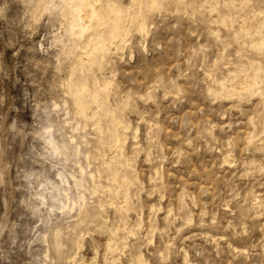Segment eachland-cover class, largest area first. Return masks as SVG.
Wrapping results in <instances>:
<instances>
[{"label": "rangeland", "instance_id": "rangeland-1", "mask_svg": "<svg viewBox=\"0 0 264 264\" xmlns=\"http://www.w3.org/2000/svg\"><path fill=\"white\" fill-rule=\"evenodd\" d=\"M74 6L0 0V264H264V0Z\"/></svg>", "mask_w": 264, "mask_h": 264}, {"label": "bare ground", "instance_id": "bare-ground-1", "mask_svg": "<svg viewBox=\"0 0 264 264\" xmlns=\"http://www.w3.org/2000/svg\"><path fill=\"white\" fill-rule=\"evenodd\" d=\"M135 0H133V2H134ZM137 1V0H136ZM156 1L157 0H149V4L151 5V8L156 4ZM74 2H75V6L73 7V8H75L74 9V19H75V23H74V25H73V29L71 30L72 32V34L73 35H76L77 34V37H82L84 34H86V32H89V31H92L93 32V34H96L97 32H100L103 28H104V25H105V23H106V20H105V18L103 17V14H102V12H101V10H100V0H74ZM132 2V1H131ZM112 5V4H111ZM71 6H73V5H71ZM115 6V5H114ZM70 8H72V7H70ZM102 8V7H101ZM119 8V7H118ZM115 9H117V8H115ZM113 10V9H112ZM64 11V10H63ZM111 11V10H110ZM114 11V10H113ZM73 12V11H72ZM72 12L70 13V14H72ZM119 12V11H118ZM66 13V12H65ZM110 13V12H109ZM112 14H113V12H112ZM141 14V13H140ZM110 15H111V13H110ZM114 15H115V13H114ZM117 15V14H116ZM71 16V15H70ZM69 16V17H70ZM259 16V15H258ZM110 17V16H109ZM73 18V17H72ZM111 18V17H110ZM113 18V17H112ZM115 18H117V17H115ZM119 18H120V16H119ZM143 18V17H142ZM141 18V19H142ZM107 19H108V17H107ZM133 19V18H132ZM254 19V18H253ZM110 20V19H109ZM118 20H120V19H118ZM117 20V21H118ZM256 20V19H255ZM72 21H74L73 19H72ZM112 21V20H111ZM117 21H115L114 20V22H113V24H111L112 26H111V28L109 29V32H110V34H112V31H117V30H115V26H116V23H117ZM121 21V20H120ZM125 21V20H124ZM141 21V20H140ZM257 21H258V19H257ZM127 22V21H126ZM245 22V21H244ZM73 23V22H72ZM119 23V22H118ZM122 23V22H121ZM125 23V22H124ZM145 23L146 22H143V20L141 21V30L143 31L145 28H146V26H145ZM254 23H255V21H254ZM139 24V23H138ZM252 24V23H251ZM122 25V24H121ZM253 25V24H252ZM127 26V25H126ZM125 26V27H126ZM70 27H72V26H70ZM118 27V26H117ZM121 27V26H120ZM120 27H118V28H120ZM128 27V26H127ZM247 27V26H246ZM250 27H251V25H250ZM249 28V27H248ZM125 29V28H124ZM127 29V28H126ZM251 29V28H250ZM264 29V28H263ZM76 30V31H75ZM104 30V29H103ZM119 30V29H118ZM140 30V29H139ZM140 30V31H141ZM259 30V29H258ZM260 30H261V28H260ZM260 30H259V32H260ZM121 31V30H120ZM145 31V30H144ZM250 31V30H249ZM91 32V33H92ZM122 32H124V30L122 31ZM126 32V31H125ZM100 33H102V31L100 32ZM114 33V32H113ZM142 33V32H141ZM261 33H262V31H261ZM123 34V33H122ZM260 34V33H259ZM99 36V35H98ZM114 36V35H113ZM112 36V37H113ZM125 36V35H124ZM114 37H116V36H114ZM113 37V38H114ZM123 37V36H122ZM121 37V38H122ZM120 38V37H119ZM123 39V38H122ZM97 40V39H96ZM114 41V40H113ZM112 42V41H111ZM113 43V42H112ZM111 43V44H112ZM255 43H257V42H255ZM116 45V44H115ZM256 45V44H255ZM83 47V46H82ZM90 55V54H89ZM88 56V55H87ZM86 57V56H85ZM89 57H91V56H89ZM93 57V56H92ZM91 57V58H92ZM90 58V59H91ZM93 59V58H92ZM90 61V60H89ZM253 67V66H252ZM250 71H252L251 69H250ZM243 72V71H242ZM242 72H241V74H242ZM250 73V72H249ZM254 73H256V70H255V72ZM253 73V74H254ZM244 75V74H243ZM249 75V74H248ZM252 75V74H251ZM246 76V75H245ZM253 76V75H252ZM255 76V75H254ZM244 81L243 82H241V84H239L240 85V87H238V88H235V93H237V95H241V94H238V93H240V91L241 92H243L244 91V89H245V87H246V85L250 82L249 80H248V78L246 79L245 77H244ZM252 79L254 80V78L252 77ZM242 81V80H241ZM223 83H224V81H222ZM256 82V81H255ZM222 83V84H223ZM257 83V82H256ZM220 84H221V82H220ZM250 84V83H249ZM248 84V85H249ZM219 85V84H218ZM225 85V84H224ZM247 85V86H248ZM222 86V85H221ZM221 86H220V88H221ZM224 87V86H223ZM222 87V88H223ZM231 88V87H230ZM229 88V89H230ZM101 89V88H100ZM103 89V88H102ZM233 89V88H232ZM231 89V90H232ZM247 89V88H246ZM222 90H224V89H222ZM234 90V89H233ZM243 90V91H242ZM94 91V90H93ZM226 91V90H225ZM225 91H223V92H225ZM229 92V91H228ZM233 92V91H232ZM219 93V92H218ZM230 93V92H229ZM234 93V92H233ZM217 94V93H216ZM232 94V93H231ZM106 95V94H105ZM227 95H228V93H227ZM216 96H218V94L216 95ZM228 96H230V95H228ZM227 96V97H228ZM232 96H234V94L232 95ZM97 97V96H96ZM223 97H225V96H223ZM236 97V96H235ZM218 98V97H217ZM231 98V97H230ZM220 99V98H219ZM222 99H224V98H222ZM238 99V98H237ZM95 101V100H94ZM97 103V102H96ZM99 105V104H98ZM100 106V105H99ZM98 106V107H99ZM102 107V106H101ZM91 113V112H90ZM121 125H123V124H121ZM120 126V125H119ZM119 128V127H118ZM127 128V127H126ZM125 130H127V129H125ZM100 132V131H99ZM124 132H126V131H124ZM116 134H117V132H116ZM103 135V134H102ZM123 135H126V134H123ZM115 136V135H114ZM118 136H119V134H118ZM102 137V136H101ZM120 137V136H119ZM114 138V137H113ZM254 138V137H253ZM250 139V138H249ZM121 141V139L120 138H117V143H121L120 142ZM251 142V141H250ZM258 143V142H257ZM115 144V143H114ZM116 146H117V144H116ZM113 147H115V146H113ZM112 147V148H113ZM256 147V146H255ZM115 149H116V147H115ZM118 149V148H117ZM112 151V150H111ZM115 151V150H114ZM113 152V151H112ZM117 152H118V150H117ZM107 153V152H106ZM110 153V152H109ZM108 153V154H109ZM117 157V156H116ZM112 158V157H111ZM120 159V158H119ZM118 159V161H120ZM225 161H226V159H225ZM227 161H228V159H227ZM247 163V162H246ZM245 164V163H244ZM251 166V165H250ZM254 166V165H253ZM258 166V165H257ZM120 168V167H119ZM255 168V167H254ZM118 169V168H117ZM116 171V170H115ZM118 171V170H117ZM125 171V170H124ZM92 176V175H91ZM93 177V176H92ZM124 177V176H123ZM125 178V177H124ZM126 179V178H125ZM113 180V179H112ZM114 181V180H113ZM130 182V181H129ZM117 184V183H116ZM122 184V183H121ZM117 186V185H116ZM130 186V185H129ZM120 187V186H119ZM116 188V187H115ZM121 188V187H120ZM125 188V187H124ZM130 189V188H129ZM116 190V189H115ZM117 191V190H116ZM113 192H115V191H113ZM123 192V191H122ZM122 192H121V194H122ZM118 193V192H117ZM125 193H126V191H125ZM123 196V195H122ZM258 196V195H257ZM256 196V197H257ZM255 197V198H256ZM120 198V197H119ZM125 198V197H124ZM254 198V197H253ZM114 199H116V197L114 198ZM257 200H258V198H257ZM122 202V201H121ZM256 202H258V201H256ZM256 202H253V203H256ZM114 203V202H113ZM123 203V202H122ZM259 204V203H258ZM258 204L257 205H255V206H258ZM114 205V204H113ZM116 206V205H115ZM121 206V205H120ZM253 206V205H252ZM262 208V207H261ZM257 209V208H256ZM120 210V209H119ZM83 219V218H82ZM86 221V220H85ZM88 223H89V221H88ZM86 224V223H85ZM120 226V225H119ZM122 226V225H121ZM120 226V227H121ZM117 227V226H116ZM115 227V228H116ZM118 229V228H117ZM116 230V229H115ZM213 237V236H212ZM211 237V238H212ZM216 238V237H215ZM215 238H213V240L212 241H214V239ZM110 244H111V242H110ZM111 247V246H110ZM109 246H108V248H110ZM115 247V246H114ZM123 248H125V247H123ZM111 252V251H110ZM116 253V252H115ZM119 254V253H118ZM121 254H122V252H121ZM120 254V255H121ZM111 256V255H110ZM114 257V256H113ZM111 258V257H110ZM117 259H118V256H117ZM120 259V258H119ZM118 259V260H119ZM118 260H115V261H118ZM138 260V259H137ZM136 260V261H137ZM113 261V260H112ZM114 262V261H113ZM139 262V261H138ZM137 262V263H138ZM73 263V262H72Z\"/></svg>", "mask_w": 264, "mask_h": 264}]
</instances>
